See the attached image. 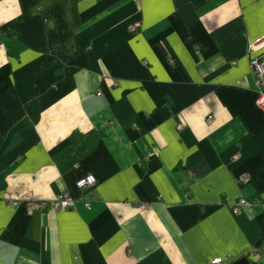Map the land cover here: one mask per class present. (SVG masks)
Wrapping results in <instances>:
<instances>
[{
  "label": "crops",
  "instance_id": "1",
  "mask_svg": "<svg viewBox=\"0 0 264 264\" xmlns=\"http://www.w3.org/2000/svg\"><path fill=\"white\" fill-rule=\"evenodd\" d=\"M259 37L264 0H0V264H264Z\"/></svg>",
  "mask_w": 264,
  "mask_h": 264
},
{
  "label": "built area",
  "instance_id": "2",
  "mask_svg": "<svg viewBox=\"0 0 264 264\" xmlns=\"http://www.w3.org/2000/svg\"><path fill=\"white\" fill-rule=\"evenodd\" d=\"M139 27L138 23H134L129 26L130 32H135ZM247 58L248 64L253 72L254 87L256 91V107L264 111V38L259 37L253 41H250L247 46ZM96 95L100 96V91H96ZM211 119L210 117L208 118ZM180 129V127H178ZM96 180L94 176L87 175L75 183L78 189L91 188L95 185ZM1 199L9 204L11 207L17 208L19 205H23L25 212L32 213L40 211L44 208H49L53 211H60L66 209H73L76 201L71 198L67 193L58 194L52 200H39L35 199L30 193H24L21 195L4 192ZM88 207V204L85 203ZM243 207H251V204L245 199H240L231 206L233 213H238ZM255 258V255L252 254ZM210 264H222L221 258H216L210 262Z\"/></svg>",
  "mask_w": 264,
  "mask_h": 264
},
{
  "label": "water",
  "instance_id": "3",
  "mask_svg": "<svg viewBox=\"0 0 264 264\" xmlns=\"http://www.w3.org/2000/svg\"><path fill=\"white\" fill-rule=\"evenodd\" d=\"M231 264H249V261L247 260V258L243 257L239 260H236L235 262H232Z\"/></svg>",
  "mask_w": 264,
  "mask_h": 264
},
{
  "label": "bare ground",
  "instance_id": "4",
  "mask_svg": "<svg viewBox=\"0 0 264 264\" xmlns=\"http://www.w3.org/2000/svg\"><path fill=\"white\" fill-rule=\"evenodd\" d=\"M254 80H255V78H254ZM209 117L211 118L210 120L208 119ZM207 120H208V122H211L212 121V116H208Z\"/></svg>",
  "mask_w": 264,
  "mask_h": 264
},
{
  "label": "rangeland",
  "instance_id": "5",
  "mask_svg": "<svg viewBox=\"0 0 264 264\" xmlns=\"http://www.w3.org/2000/svg\"><path fill=\"white\" fill-rule=\"evenodd\" d=\"M249 67H250V66H249ZM250 69H251V68H250ZM251 72H252V70H251ZM252 74H253V72H252ZM234 158H236V156H234ZM243 208H249V207H243ZM239 211H240V210H239ZM239 211H238V212H239ZM236 214H237V213H236Z\"/></svg>",
  "mask_w": 264,
  "mask_h": 264
}]
</instances>
